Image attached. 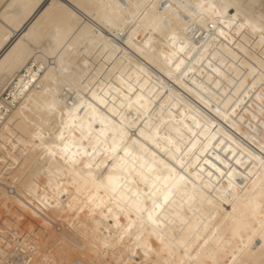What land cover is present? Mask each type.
I'll return each instance as SVG.
<instances>
[{"label":"bare ground","instance_id":"1","mask_svg":"<svg viewBox=\"0 0 264 264\" xmlns=\"http://www.w3.org/2000/svg\"><path fill=\"white\" fill-rule=\"evenodd\" d=\"M262 160L264 0H0V264H264Z\"/></svg>","mask_w":264,"mask_h":264},{"label":"rangeland","instance_id":"2","mask_svg":"<svg viewBox=\"0 0 264 264\" xmlns=\"http://www.w3.org/2000/svg\"><path fill=\"white\" fill-rule=\"evenodd\" d=\"M44 178L42 177V180H43ZM1 204V203H0ZM3 205V204H2ZM4 206V207H3ZM3 206H1L0 205V237L3 239V237H5L6 238V235H10V236H7V239H5L6 240V242L7 241H10V239L8 238V237H10V238H12V237H14L13 235H11L12 233H15V235L16 236H19V235H17L16 233H17V230L15 231V230H13V231H10V233L11 234H8L7 233V230L6 229H8V228H10L11 226L12 227H16V225L18 226V224L16 223L17 221H18V218H19V220H21V219H23V221H24V219L25 218H22V216H21V214L22 215H24L25 213L24 212H21V214H20V212H17V213H19V215H17V220L15 219V218H13V220H12V215H10L11 213H9L10 212V209H9V211H8V209H7V206L6 205H3ZM10 208V207H9ZM6 211H8V212H6ZM12 214H16L15 212L13 213L12 212ZM14 216V215H13ZM25 217L27 216V215H24ZM31 218H33V219H36L34 216L32 217L31 216ZM2 220L4 221L5 220V222H4V224H2L3 222H2ZM7 221V222H6ZM15 221V222H14ZM21 222H22V220H21ZM8 223H10V224H8ZM6 224V225H5ZM3 225H5V227L6 226H8V225H10V226H8V227H6V229H2V228H5V227H3ZM13 225H15V226H13ZM59 228H63L65 231H68L67 230V227L66 226H62V225H66V224H63V223H58V224H56ZM55 225V226H56ZM61 225V226H60ZM2 227V228H1ZM13 228H10V230H12ZM16 229V228H15ZM63 229H61V231H63ZM5 231V232H4ZM19 233L21 232V231H18ZM23 233H24V231H22ZM22 233V234H23ZM3 234V235H2ZM35 234V233H34ZM26 238H27V240L28 239H36L37 238V236H36V234L35 235H33V236H36V238H34L33 236H32V234L31 233H29V231H25V233L23 234ZM28 235V236H27ZM45 235V236H44ZM49 235V236H48ZM41 236H43V237H41ZM41 236H39V234H38V237L40 238V242H38V243H42L41 241H43L44 242V238H46V240L47 241H49V242H51V243H49V245H48V247L46 246V243H44V245L47 247V248H45V246H40L41 244H38L37 246H36V248H34V249H32V252L31 253H33V251H36L37 252V254H44V256H47V258L49 259V261L50 262H54V261H58V260H62V259H64L65 257H66V254L65 253H63V249H62V243H63V241L62 240H60V238H58L57 236H56V238H55V235L54 234H48V232L47 233H45V234H42ZM50 237V236H52L53 238H47V237ZM20 237H22V236H20ZM33 237V238H32ZM26 238H24V239H26ZM38 238V239H39ZM42 239V240H41ZM44 239V240H43ZM49 239H51V240H49ZM53 239H55V241L53 240ZM1 240V239H0ZM4 240V241H5ZM45 240V241H46ZM53 240V241H52ZM57 240V241H56ZM10 243V242H9ZM10 245V244H9ZM8 245V246H9ZM43 245V244H42ZM38 247V248H37ZM40 248H45L46 249V251H44L43 249H40ZM51 248V250H52V252L51 251H49V249ZM57 249V250H54V249ZM10 249V250H9ZM8 250H9V252L10 251H12L11 250V248H9ZM27 249H29V246L27 245V246H24V247H22L18 252H19V254L20 255H22V254H24V255H26V253H28L29 252V250L28 251H26ZM59 249V250H58ZM42 252H41V251ZM40 251V253H38ZM60 252V253H59ZM11 253H13V252H11ZM31 253H29V254H31ZM53 254H55V255H53ZM60 254V255H59ZM32 255V254H31ZM35 255H36V253H34L33 254V256H28V255H26V258H24V261H35L34 260V258L36 259V257H35ZM56 255H58V256H56ZM50 256H52V257H54V258H52V257H50ZM61 256V257H60ZM10 257H11V255H10ZM31 259H30V258ZM32 257H34V258H32ZM56 257V258H55ZM58 257V258H57ZM62 258V259H61ZM47 260V259H46ZM23 261V262H24ZM34 264H36V261H35V263Z\"/></svg>","mask_w":264,"mask_h":264},{"label":"snow or ice","instance_id":"3","mask_svg":"<svg viewBox=\"0 0 264 264\" xmlns=\"http://www.w3.org/2000/svg\"><path fill=\"white\" fill-rule=\"evenodd\" d=\"M33 7H37V5H31L30 6V10H31V8H33ZM39 7L40 8H42L43 7V5H39ZM225 7H229V8H233V9H237V11H236V16L237 17H239L240 16V11H239V9L241 8V5H239V4H228V5H225ZM58 25V21H53V26L55 27V26H57ZM223 34V33H222ZM261 164L262 165H264V160H262L261 161ZM88 166H90V165H88ZM150 219H151V216L149 217ZM261 247H264V243H262L261 244Z\"/></svg>","mask_w":264,"mask_h":264},{"label":"built area","instance_id":"4","mask_svg":"<svg viewBox=\"0 0 264 264\" xmlns=\"http://www.w3.org/2000/svg\"><path fill=\"white\" fill-rule=\"evenodd\" d=\"M5 96L8 97L9 96V90L5 91ZM9 111H5V113L7 114Z\"/></svg>","mask_w":264,"mask_h":264}]
</instances>
